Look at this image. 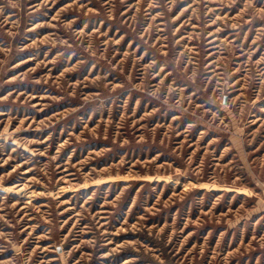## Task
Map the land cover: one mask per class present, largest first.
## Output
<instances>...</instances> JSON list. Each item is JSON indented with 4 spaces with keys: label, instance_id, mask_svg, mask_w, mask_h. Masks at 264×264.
Returning a JSON list of instances; mask_svg holds the SVG:
<instances>
[{
    "label": "rangeland",
    "instance_id": "1",
    "mask_svg": "<svg viewBox=\"0 0 264 264\" xmlns=\"http://www.w3.org/2000/svg\"><path fill=\"white\" fill-rule=\"evenodd\" d=\"M0 264H264V0H0Z\"/></svg>",
    "mask_w": 264,
    "mask_h": 264
}]
</instances>
